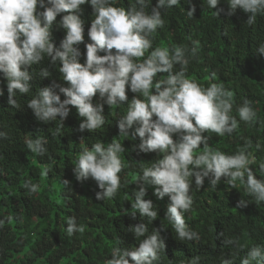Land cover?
Masks as SVG:
<instances>
[{
    "label": "clouds",
    "instance_id": "9594fccd",
    "mask_svg": "<svg viewBox=\"0 0 264 264\" xmlns=\"http://www.w3.org/2000/svg\"><path fill=\"white\" fill-rule=\"evenodd\" d=\"M86 3L93 11L87 30L89 41L84 45L85 59L80 63L78 45L84 42V24L89 21L82 18V5ZM118 3L119 0H0V78L6 82L10 108H21L18 94L29 95L26 104L37 121L60 122L55 130L57 136L62 134L69 106L82 118L78 130L92 133L105 124L104 105L119 108L126 102L124 113L116 121L118 138L108 143L97 140L90 148L82 146L72 172L77 181H95L99 189L96 200H111L127 184L122 185L120 176L128 166L122 156L127 150L122 141L138 137L139 143L134 145L138 153H155V159L139 164L132 192L131 208L136 211L131 216L135 219L138 212L141 219L127 228L135 245L123 246V240L118 238L104 264H163L166 245L161 231L165 227L149 228L158 211L151 199H145L147 186H155L153 195L158 199L168 197L170 203L163 219L175 238L199 243L200 232L186 221V215L194 209L193 185L200 190L207 178L208 187L216 191L223 180L229 188L240 189L244 197L250 198L239 200L237 208L249 203L264 204V141L234 136L241 124L248 129L264 128V120L248 97L236 103L234 92L218 82L216 71L209 73L207 83L188 78V66L196 57L199 44L191 36L190 45L154 46L158 29L165 26L162 13L179 6L181 0H156L154 6L152 0H124L123 6ZM202 3L200 16L217 17L220 0ZM225 3L228 16L237 9L246 13L248 26L255 25L258 16H264V0ZM184 4L188 5L187 11L184 9L188 18H193L195 5L191 0ZM54 23L64 30L58 47L51 39ZM255 53L264 57V41L257 44ZM228 58L225 53L222 62ZM44 60L54 67L58 65L60 79L67 86L52 81L48 86H38L33 93L32 82L51 77L47 67L38 71L33 68ZM159 73L167 75L160 79ZM129 91L134 94L131 99ZM97 94L99 99L94 103ZM3 95L0 89V96ZM212 134L236 139L238 144L232 151H223L210 145ZM8 139L10 134L0 130V140ZM24 143L37 156L48 151L44 136L33 138L29 133ZM257 153L261 155L258 157ZM51 171V167H46L42 175L47 177ZM62 186L64 190L71 189L67 180ZM21 187L29 195H36L40 185L26 178ZM12 219L11 215L0 219V227ZM65 224L67 236H83L85 225L78 223L76 217H67ZM219 236L224 238L223 246L233 249L227 255L221 253L219 264H235L237 258L239 264H264V242H241V237H225L223 231ZM202 259L197 254L179 261L168 259L167 264H202Z\"/></svg>",
    "mask_w": 264,
    "mask_h": 264
},
{
    "label": "trees",
    "instance_id": "16d2710c",
    "mask_svg": "<svg viewBox=\"0 0 264 264\" xmlns=\"http://www.w3.org/2000/svg\"><path fill=\"white\" fill-rule=\"evenodd\" d=\"M122 1L119 0L118 6H123ZM184 2L181 0L179 6L162 13L165 26L158 29L154 46L190 45L188 37L191 36L199 44L198 53L188 66V78L203 84L207 83L209 73L216 71L218 82L231 88L236 103L248 97L264 120V57L255 53L257 44L264 41V16H258L257 23L248 26L245 23L247 14L240 9L231 16L227 15L225 0H220L217 5L216 11L220 10L217 17L200 16L202 0H191L196 10L190 19L185 12L188 5ZM155 3L156 0H152L153 6ZM82 9V18L89 21L84 24V42L78 45L80 63L85 59L84 45L89 41L87 30L93 11L88 3L82 5ZM59 19L58 15L57 21ZM61 30L56 23L51 28V39L56 47L64 36V30ZM225 53L229 58L223 63ZM40 67H47L51 77L32 82L33 93L38 86H48L52 81L67 86L60 79L58 65L54 67L44 60L41 65L33 66L36 71ZM165 75L159 73L158 78L162 79ZM0 89L4 91V95L0 96V130L10 134V139L0 140V219L13 216L11 221L6 220L0 227V264H104L118 238L123 240V246H134V236L127 232V228L141 222V219L138 212L135 219L131 216L136 211L131 208L132 192L136 188L139 164L155 159V153H138L134 148L139 143L138 137L122 141L127 149L122 156L128 166L120 176L122 185L127 184L111 200H96L95 193L99 189L95 181L91 178L77 181L72 172V164L82 146L90 148L91 143L97 140L108 143L118 138L116 121L124 113L126 102L119 108L104 105L105 124L92 133L78 130L82 118L78 117L74 107L69 106L70 113L63 121L62 134L57 136L55 130L60 127V122L45 124L37 121L26 104L29 95L18 94L21 108L12 109L7 104L8 94L3 78H0ZM127 94L129 99L134 95L130 91ZM60 95L63 100V94ZM98 99L97 94L93 102ZM134 127L129 130L130 136ZM29 133L33 138H47L48 151L45 155L37 156L27 149L24 141ZM239 135L251 137L253 141H264V128L248 129L241 124L240 131L234 136ZM212 136L210 145L226 152L234 150L238 144L236 139L227 136ZM260 155L257 153L258 157ZM46 167L52 168L47 177L42 175ZM26 178L39 183L36 195H29L21 187ZM65 180L71 189H63ZM154 187L147 186L145 199H151L158 211L157 219L149 225L150 230L152 227H165L161 231L166 245L163 264H167L168 259L179 261L197 254L203 257L202 264H219L221 253L227 255L233 251L231 246H223L224 238L219 236L222 231L225 237H241V242H264V204L249 203L246 207L237 208L239 200L250 198L244 197L240 189L229 188L223 180L216 191L208 187L207 178L200 190L193 185L194 209L186 215V221L200 232L202 239L199 243L181 242L175 238L167 220L163 219L170 201L167 196L158 199L153 195ZM69 216L76 217L78 223L85 225L83 236L66 235L65 220ZM235 264H239V258Z\"/></svg>",
    "mask_w": 264,
    "mask_h": 264
}]
</instances>
